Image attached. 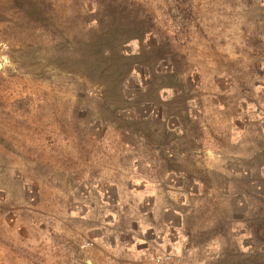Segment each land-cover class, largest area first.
Returning <instances> with one entry per match:
<instances>
[{"label":"rangeland","instance_id":"rangeland-1","mask_svg":"<svg viewBox=\"0 0 264 264\" xmlns=\"http://www.w3.org/2000/svg\"><path fill=\"white\" fill-rule=\"evenodd\" d=\"M135 1L0 0V264H264V0Z\"/></svg>","mask_w":264,"mask_h":264},{"label":"trees","instance_id":"trees-1","mask_svg":"<svg viewBox=\"0 0 264 264\" xmlns=\"http://www.w3.org/2000/svg\"><path fill=\"white\" fill-rule=\"evenodd\" d=\"M117 1L118 0H110V2L107 4V8H113L112 5L115 4ZM124 1H129L130 2V6H133V7L137 6V8L141 9L142 12L145 13L144 24H145L146 28L143 29L141 26L140 27L137 26L138 28L135 27V28H137V29H135V31L137 32V34L140 33L139 35L141 36V34H143V31H144V33H147V34L148 33H153L154 30H155V28H156V23H155V19L152 16V14L149 13L147 10H145L141 6V4L137 3L135 0H122V2H124ZM97 4H100V3H97Z\"/></svg>","mask_w":264,"mask_h":264},{"label":"built area","instance_id":"built-area-1","mask_svg":"<svg viewBox=\"0 0 264 264\" xmlns=\"http://www.w3.org/2000/svg\"><path fill=\"white\" fill-rule=\"evenodd\" d=\"M170 259V256H166V260H169Z\"/></svg>","mask_w":264,"mask_h":264}]
</instances>
